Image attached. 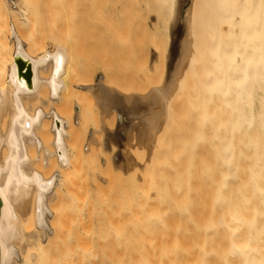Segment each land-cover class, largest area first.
Returning a JSON list of instances; mask_svg holds the SVG:
<instances>
[{
  "label": "bare ground",
  "instance_id": "6f19581e",
  "mask_svg": "<svg viewBox=\"0 0 264 264\" xmlns=\"http://www.w3.org/2000/svg\"><path fill=\"white\" fill-rule=\"evenodd\" d=\"M0 264H264V0H0Z\"/></svg>",
  "mask_w": 264,
  "mask_h": 264
},
{
  "label": "rangeland",
  "instance_id": "374dc122",
  "mask_svg": "<svg viewBox=\"0 0 264 264\" xmlns=\"http://www.w3.org/2000/svg\"><path fill=\"white\" fill-rule=\"evenodd\" d=\"M77 22V19H76ZM75 22V26H74V37H75V42L77 43V45L79 46H83V48L87 45H90L92 51L89 54V57L91 59V61H93V63L95 64V76H94V80H97L99 78H103L102 77V73H105V71L107 69H109L111 72L110 76L112 77L113 83L120 86V87H133L131 86V82L132 79L134 77H136L137 74V70L135 67V62H133V60L129 57V56H125L124 53H120L119 51H117V44L114 43V40L117 39V29L113 30L112 34L110 35L109 39L113 40H106L104 43H99V44H95V42L92 40V37H85L83 32L81 31V28H79L78 26V22ZM50 40V39H49ZM95 44V45H94ZM116 44V46H115ZM148 45H150V50L153 48V45L151 44V42H148ZM106 47L107 52L102 51V49ZM150 54H152V52H150ZM150 80L146 78L145 82L143 84L142 87H145L146 89L153 86L150 84ZM107 122H112V118H108ZM143 152L145 151H130L131 155L133 157L136 156L141 162H142V156L144 155ZM148 151H146L145 153L147 154ZM111 156L110 153H103L100 155V159L103 161L105 160V162L107 161V163H103L102 168L103 169H96V170H88L85 173L84 176V181L85 184L88 186L87 188L91 189L92 193L95 196V202L97 205V213L98 215H107L110 212V208H116L118 206L117 203H108L109 205H106V211L109 210L108 212L104 211V205L102 203V200L100 198L96 197V189H95V183L99 182V183H103L102 186H107L109 183H104L105 181H103L104 179H108V175L110 173V167L108 165V158ZM136 158V159H137ZM137 174H140V170H137ZM134 175L133 172L131 171V173L128 176H125V180L124 182H128L130 183L131 181V176ZM103 178V179H102ZM102 179L103 182H101L100 180ZM90 184V186L88 185ZM117 185L115 188V191H120L121 190V185L120 183L117 181ZM89 202H85L84 207L88 208L89 207ZM109 207V208H108ZM98 237V235H97ZM56 250H54L55 252ZM53 252V253H54Z\"/></svg>",
  "mask_w": 264,
  "mask_h": 264
},
{
  "label": "water",
  "instance_id": "95a60500",
  "mask_svg": "<svg viewBox=\"0 0 264 264\" xmlns=\"http://www.w3.org/2000/svg\"><path fill=\"white\" fill-rule=\"evenodd\" d=\"M16 65L18 70V76L21 80H24L28 86L32 83V70L29 63H27L22 57H16Z\"/></svg>",
  "mask_w": 264,
  "mask_h": 264
}]
</instances>
